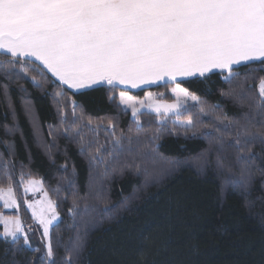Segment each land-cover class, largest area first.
<instances>
[{
	"label": "snow or ice",
	"instance_id": "obj_1",
	"mask_svg": "<svg viewBox=\"0 0 264 264\" xmlns=\"http://www.w3.org/2000/svg\"><path fill=\"white\" fill-rule=\"evenodd\" d=\"M0 56L5 57L0 60V107L11 117L10 124H0L4 132L0 145L5 149L0 151V184L9 182L6 189L0 187L5 209L20 210L14 191L17 173L25 193L42 184L33 178L34 160L19 127L13 86L34 144L51 165L55 166L59 141L64 139L77 146L90 178L97 169H102V176L123 175L125 169L133 168L140 173L138 158L153 163L163 160L174 171L182 162L162 156L159 141L165 136L187 138L190 133L208 143L200 171L213 167L227 173L222 191L231 189L251 207L253 177L264 176V0H0ZM213 74L226 85L219 89L220 96L237 107L239 115L229 116L219 102L209 104L181 86L185 80L206 84ZM160 82L173 85L169 91L175 102L145 104L128 94V89ZM25 85L50 101L51 122L41 120ZM100 87L106 88L112 102L119 90L116 115L93 117L76 98ZM152 98L151 92L146 93L147 100ZM120 106L131 110L126 130L119 127ZM145 107L156 114L154 127L148 121L146 128L141 120L147 115L141 111ZM184 115L187 119H181ZM17 132L24 141L26 161L18 159L14 139L6 138ZM141 145L147 151L140 152ZM63 154L65 162L57 171L66 175L50 189L57 199H48L49 192H44L50 217L43 212L38 217L34 204L24 201L42 231L30 225L25 228L19 215L0 212V264H93L87 258L88 237L104 220L97 219L100 210L87 202L81 208L86 196L79 194L74 163L67 175L66 148ZM125 155L131 159L121 164ZM61 184L67 185L63 198ZM93 184L90 179V190ZM135 196L116 207H126ZM69 198L71 222L66 228L74 234L65 239L58 209ZM96 199H101L99 190ZM33 236L39 239L34 241ZM138 242L141 247L133 249L135 264H181L156 260L167 251L166 243L153 253L147 236L141 234Z\"/></svg>",
	"mask_w": 264,
	"mask_h": 264
},
{
	"label": "trees",
	"instance_id": "obj_2",
	"mask_svg": "<svg viewBox=\"0 0 264 264\" xmlns=\"http://www.w3.org/2000/svg\"><path fill=\"white\" fill-rule=\"evenodd\" d=\"M3 59L5 57L0 56V60ZM240 71L245 69L241 67ZM172 86L163 83L134 91L128 90V94L136 99H143L148 92L164 93L162 99L170 102L173 100L169 94V88ZM181 86L203 96L209 104L219 102L229 116L239 115V109L220 96L219 89L226 88V85L221 83L217 75H211L206 84L199 80H185ZM25 87L31 93L30 98L41 120L51 122L53 109L50 107V101L31 85ZM118 94L119 90L116 92L115 102L109 101L106 88L100 87L86 90L76 98L93 117L113 116L118 111ZM12 96L19 113V127L34 160L31 166L33 178L42 180L50 199H57L50 189L56 187L61 176L66 175L57 171L65 162L63 150L66 148L69 165L67 175L71 174L74 163L79 194L86 196V201H80L81 208L87 202L100 210L97 219H103L104 223L91 231L88 237L87 253L90 255L87 258L91 259L93 264H135L136 253L133 249L141 247L138 242L141 234L149 238L153 253L156 248L167 244V251H162L161 255L156 257L158 262L169 259L178 260L181 264H264V176L254 175L248 196L252 205L246 206L244 198L233 193L231 189L222 191L227 173H218L213 167L200 171L203 164L202 153L207 149L208 143L203 137H192L189 133L187 138L184 135L165 136L159 141L158 151L162 156L182 162V167L174 171L169 170L163 160L153 163L151 160L138 158L136 163L141 166L140 173L133 168L125 169L123 175L110 173L109 176H102V169H97L90 178L88 164L78 155L77 146L64 139L59 141L61 151L54 157L55 166L49 163L47 157L34 144L31 127L20 112L15 86ZM120 107L123 111H120L118 117L119 127L126 130L131 122V114ZM5 112L6 109L0 107V124L11 123L10 115L6 116ZM155 119L156 115L152 113L141 117L146 128L149 127L148 121H152L154 127ZM181 119H187V115ZM201 131L207 129L202 128ZM3 136V129L0 128V137ZM6 138L14 139L18 159L26 161L27 153L21 133L17 132L14 136ZM100 142L104 143L103 132L100 133ZM0 151H5L2 145ZM139 151L144 152L147 149L141 145ZM130 159L131 157L125 155L120 163ZM90 179L94 181L91 190L88 187ZM19 181L17 173L14 191L20 204L19 212H3L1 206L0 212L7 216L19 215L26 227L30 225L38 229L24 204L22 184ZM8 185L9 182L5 181L0 187L7 188ZM66 187V184H61V198L67 194L63 190ZM97 190L101 192L99 200L96 199ZM133 193H136V196L129 200L126 207H116ZM70 205L71 198L61 202L58 209L63 217L60 229L63 230L65 239L74 234L66 228L71 222L67 213ZM106 207L111 208L112 212L103 211ZM109 216L112 217L111 220H108ZM32 238L34 241L39 239L38 236ZM2 247L3 245H0V248Z\"/></svg>",
	"mask_w": 264,
	"mask_h": 264
},
{
	"label": "rangeland",
	"instance_id": "obj_3",
	"mask_svg": "<svg viewBox=\"0 0 264 264\" xmlns=\"http://www.w3.org/2000/svg\"><path fill=\"white\" fill-rule=\"evenodd\" d=\"M151 93L153 94L152 101L147 100V99H146V95H145V97H144L143 99H136V98H135V99H136L137 101L143 100L145 104H148V103H173V102H175V97L172 95V93H171L170 91H169V94H170V96H171L172 99H173V100L170 101V102L164 101V100L162 99V96H161L159 93H156V92H151ZM129 95H130V94H129ZM122 107H123V106H122ZM137 107H140L139 103L137 104ZM123 108H124V107H123ZM124 109L127 110V111H129L130 114H131V110H130V109H126V108H124ZM141 111H142V112H146V113H152V114L156 115L154 112H152V111H151L150 109H148L147 107L142 108ZM21 188H22V193H23V195H24V201L27 200V201H29V202H31V203L34 204V210L36 211L37 216L39 217V216L41 215V213L43 212V214H44L45 216L50 217V213H49V211H48V209H47V207H46V200H45V197H44L45 189H44L43 185H42V184H40V185H36L31 191H29V192H27V193L24 192V185H22ZM5 189H6V188H5ZM48 199H50V198L48 197ZM0 206H1L2 209H3V212H10V213H13V212H16V211H17L16 208L5 209V208L3 207V203H2V202H0ZM26 207H27V206H26ZM27 209H28V211H29V213H30V215H31V217H32V219H33L34 224L36 225V227H37L38 229H40V225H39V223H38V220H37L36 218H34L33 215H32L33 209H29V208H27ZM22 222H23V221H22ZM23 225H24L25 228H27L26 225H25L24 223H23ZM0 228H1V231H2V230H3V226L0 225ZM40 230L42 231V229H40Z\"/></svg>",
	"mask_w": 264,
	"mask_h": 264
},
{
	"label": "crops",
	"instance_id": "obj_4",
	"mask_svg": "<svg viewBox=\"0 0 264 264\" xmlns=\"http://www.w3.org/2000/svg\"><path fill=\"white\" fill-rule=\"evenodd\" d=\"M160 84H163V82H160V83H158L157 85H160ZM152 86H156V85H150V86H147V87H152ZM147 87H142V88H147ZM142 88L128 89V90H130V91H134V90H138V89H142ZM118 99H119V94H118Z\"/></svg>",
	"mask_w": 264,
	"mask_h": 264
}]
</instances>
